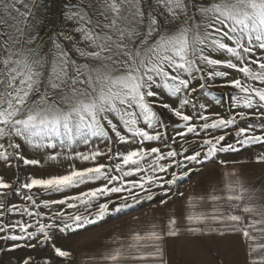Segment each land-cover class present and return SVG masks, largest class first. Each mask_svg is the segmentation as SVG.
<instances>
[{"label":"snow or ice","instance_id":"6c2138e0","mask_svg":"<svg viewBox=\"0 0 264 264\" xmlns=\"http://www.w3.org/2000/svg\"><path fill=\"white\" fill-rule=\"evenodd\" d=\"M47 8L45 0H0V162L40 166L41 158L25 154L33 149L51 162L91 166L15 182L0 176V241L48 243L60 264H73V253L55 243L57 231L103 220L131 207L129 198L153 199L154 187L167 204L181 178L170 169L190 175L189 165L218 153L264 145V0H65L62 16L72 27L49 37V52L42 54L38 11ZM225 104L224 114L209 111ZM169 128L176 129L171 136ZM77 144L87 151H76ZM186 144L197 147L189 153ZM255 161L264 164V152ZM221 164L222 187L188 197L162 224L133 232L102 259L172 264L168 250L180 238L239 234L245 264H264V183L250 185ZM97 181L105 183L46 198ZM206 203L211 212L195 211ZM226 254L217 249L214 264H225Z\"/></svg>","mask_w":264,"mask_h":264},{"label":"rangeland","instance_id":"374dc122","mask_svg":"<svg viewBox=\"0 0 264 264\" xmlns=\"http://www.w3.org/2000/svg\"><path fill=\"white\" fill-rule=\"evenodd\" d=\"M45 3L48 5L47 10L40 9L38 11V15L40 18L39 22V35L40 39L36 41L37 44L43 45L42 54L48 53L51 47V41L49 37H53V34L57 31L66 32L71 24L66 22L62 16L63 5L65 0H45ZM231 78V77H230ZM215 93L219 92H228L229 89H221L216 88L212 90ZM35 99V97H33ZM167 99V97H165ZM175 99V98H173ZM204 102H210L214 100V97L201 98ZM227 109V104L224 107L212 106L209 108V111H216L222 114L225 113ZM177 121L173 118V123ZM246 122H241V125ZM176 129L169 128L168 134L171 136L174 134ZM203 135V134H202ZM234 132L232 135L227 137V140L231 141L233 139ZM189 140L193 139L192 135L189 134ZM100 147H104L100 145ZM119 148L122 150H126L127 148L134 146H124L119 145ZM174 148H179L178 145H173ZM185 147L189 149V153L197 147L196 144H186ZM76 151H87L85 146L77 144L74 146ZM264 152V145H252L247 146L241 149L239 152H227V153H218L216 157L204 161L201 164H193L189 165L188 169H190V175H182L186 169L176 168L170 169L169 171H176L178 175H181V178L177 181L175 185L172 186V190L170 192L171 199L167 204H162L161 200L166 197H162L159 193L161 190L159 188H153L152 191L157 193L153 197V199H144L140 203H134L130 198L127 200V203L131 205L126 209H123L120 212H112L110 215L106 216L103 220H100L94 224L86 225L80 229H74L65 231L64 233H60L57 231L55 233V243L58 246H61L65 250H69L72 252V246L77 242L80 238L96 233L99 230L110 228L111 226L129 219L131 217L138 216L144 212H149V210H157L167 207L174 202L178 201L181 197L182 191L187 186V184L193 181L204 169L209 167H222L221 161H225L227 165L239 164V163H252L256 162V156ZM30 158H41L40 166H25L22 162H13L12 167H5L2 162H0V176H2L8 182H15L17 177L21 180L25 179L27 176L32 175L35 177L47 178L52 175L64 174L69 170V166L73 165L76 168H84L91 166L89 164L82 163L80 161H72L70 159H61L56 162H51L47 160L46 156H42V153H37L33 149H29L25 153ZM183 157H177V159H182ZM100 163H108L107 157H101L99 160ZM159 175H166L165 173H159ZM168 178H171L170 176ZM105 183V181H97L96 184H86L81 186L80 188L71 189L66 193H57L50 194L46 198L56 199L60 198L64 195L74 194L80 191L87 190L88 188H93L99 186L100 184ZM140 191V190H136ZM120 194H113L112 199L116 200L117 203H122L119 199ZM123 195H128V193H123ZM148 193L141 192V196L147 197ZM18 198H14V202H16ZM103 202V200L101 201ZM115 204L110 205L111 208H115ZM95 210V207L92 209ZM68 212H76L77 209H68ZM79 211L83 212L84 209L81 207ZM87 214V213H85ZM42 240V237H41ZM19 243L20 247L15 248L14 245ZM29 245H35L34 247ZM0 264H20L25 258L31 257L33 260V264H43L44 259H53L54 263L59 262L60 258H55L53 253V248L51 244L37 242L35 240L32 241H8L7 243L0 241Z\"/></svg>","mask_w":264,"mask_h":264},{"label":"crops","instance_id":"0c3cea01","mask_svg":"<svg viewBox=\"0 0 264 264\" xmlns=\"http://www.w3.org/2000/svg\"><path fill=\"white\" fill-rule=\"evenodd\" d=\"M227 169H235L250 185L258 187L264 183V164L239 163L227 165ZM223 171L224 166L206 168L185 186L180 199L173 204L162 209L149 210V212L123 220L110 228L80 238L72 246L73 264H107L102 257L113 248L118 247L119 241L122 240L127 244L128 237L133 232L144 233L154 222L162 224L171 214V210L185 207L188 197L206 196L214 184L222 187ZM212 210L211 203L203 204L200 208L195 209L198 212H211ZM222 211L225 213L229 211L227 203H224ZM235 214L244 215L239 210H236ZM217 249L222 255L227 253L225 264H245V245L239 234L224 238L204 237L198 241L180 238L176 240L174 246L169 247L168 255L172 264H214L213 256ZM197 250L200 254H197ZM209 252L212 254L209 255ZM54 264H60V261ZM124 264H144V262L128 260Z\"/></svg>","mask_w":264,"mask_h":264}]
</instances>
